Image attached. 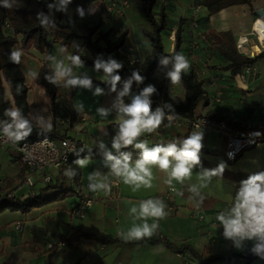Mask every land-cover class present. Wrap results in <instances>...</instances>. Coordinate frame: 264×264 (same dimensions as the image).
I'll return each instance as SVG.
<instances>
[{
	"label": "crops",
	"instance_id": "0c3cea01",
	"mask_svg": "<svg viewBox=\"0 0 264 264\" xmlns=\"http://www.w3.org/2000/svg\"><path fill=\"white\" fill-rule=\"evenodd\" d=\"M123 1L126 0L116 2ZM200 1L155 0V5L158 6L157 16L161 8L167 15V25L161 33L164 51L166 54L173 51L174 35L179 27L182 43L180 53L188 58L190 71L201 80L205 91L204 100L195 109L196 115L203 114L211 118L228 120L231 126L232 124L239 126V129L255 127L256 124L264 121V57L252 64L255 68L254 74L249 75L247 80L242 82L237 76L239 73L233 75L231 70L225 68L228 60L221 56V49L224 48L221 33L229 31L235 45L238 43V38H247V43L239 50L236 48L238 53L253 57L264 51V22L259 20L255 13V10L264 8V0H251V6L237 4L225 7L212 15L207 14ZM107 2L109 0H104L106 20L101 30L105 31L113 27L117 35L124 29L127 30L123 51L132 50L139 59L143 60L150 53L151 47L143 31L148 29L144 24L142 26V22L139 23L140 21L147 23L141 2L127 0L129 4L125 8L124 17L106 12ZM170 19L173 20L172 31L164 44V32ZM194 20H196L195 28L192 24ZM14 46L18 48L17 45ZM58 48L59 45L54 44L44 53L30 48L24 53L20 64L23 75L29 68L39 71L42 62L49 64L45 57L48 54L55 55ZM68 48L70 51L73 49L72 46ZM81 71H86L95 81H101L100 77L103 76V73L94 71L88 65H85ZM167 71L168 69L162 68L155 73L163 80ZM26 84L27 102L40 111H45L43 117L52 124V128L55 120V129L51 130L55 133L53 138L58 139L61 136L60 129H64L56 121L57 117L69 125L66 129L68 135H74L77 131L79 133L77 137L82 141H85L88 135L103 134L101 129H106L112 136L115 134L113 128L115 114L113 113L106 120L96 114L98 107H110L115 93L94 96L88 90L69 91L57 88V110L52 112L47 91L35 85L32 80H26ZM179 85H171L170 81L167 83L164 80L168 96L182 98L184 90ZM104 89L107 93L108 87ZM132 91L139 92L136 89ZM4 93L6 99L12 103L7 86L4 87ZM217 93L221 98L219 102L213 99ZM128 99L125 98L126 102ZM80 102L85 108L83 112L78 113L74 105ZM85 113L90 119L82 121L79 117ZM73 114L77 115L75 120L71 119ZM185 131L187 130L172 126L160 128L152 134H145L142 139H147L151 145L157 140H177L178 135L181 137ZM202 131L204 147L201 152V166L194 169L191 181H186L183 185L173 181L170 186L165 182L166 175L153 169L156 177L152 182L153 187L141 188L134 192L131 187L110 177V181H116L117 185L111 187V192L108 194L97 192L91 204L82 208L80 214H74L80 199L75 190L80 188L84 193L87 192L85 185L89 182L87 177L90 172L97 169L104 173L108 171L104 167V159H90L88 167L83 169L76 165L80 175L78 180L76 177L73 179L66 177L65 169L50 171L53 177L50 186L63 181V187L74 192L61 199L33 207L27 212L9 209L1 211L0 264H183L182 259L175 254V250L181 247L191 249L196 255L198 264H264V259L259 257L245 263V259L239 254L250 252L252 242H245L243 249H236L230 240L224 238L223 228L218 226L216 220V215L228 207L229 193L235 195L242 181L234 179L232 174L251 175L264 171V141L244 150L235 160L227 161L223 155L225 141L215 134ZM190 133L188 132V135ZM87 145L92 147L89 142ZM107 145L111 147L110 143ZM221 161L227 165L222 177L214 178L209 187L202 190V200L201 197L193 196L188 191V185L197 182L195 173L201 171V168H215ZM22 170L23 165L17 155L8 150H0V179L2 181L5 178L15 179V183L8 190L21 201L29 196L28 189L19 187ZM22 189L24 192L18 195V190ZM41 189H44L41 183L33 187L35 193H39ZM148 198H159L167 205L168 215L159 221V229L153 236L156 241L151 239L125 241L120 237L119 232L126 231L133 223L128 210L138 205L139 201ZM192 211L204 212L205 217L203 220H197L191 216ZM151 222L149 220V223ZM62 240L65 241V246L58 249L57 243ZM215 257L219 259L208 262Z\"/></svg>",
	"mask_w": 264,
	"mask_h": 264
},
{
	"label": "clouds",
	"instance_id": "9594fccd",
	"mask_svg": "<svg viewBox=\"0 0 264 264\" xmlns=\"http://www.w3.org/2000/svg\"><path fill=\"white\" fill-rule=\"evenodd\" d=\"M71 3L72 0H51V2L46 0L47 12H39L36 16L39 25L45 30L54 29L55 13L67 14ZM16 6L17 0H0V7L12 9ZM75 11L80 19H84L87 15H94L98 8L89 6L85 10L78 6ZM73 48L75 51H70L66 45H60L55 55L48 54L45 57L49 62L50 72L44 76V79L59 89L69 91L83 89L91 91L94 96L116 94L110 107L96 109V114L103 120L115 114L113 127L115 134L112 136L110 148L102 138L96 142L104 157V167L108 171L104 173L97 169L89 173L87 177L89 191L110 193L112 186L110 177L131 187L134 192L141 188L150 189L156 178L153 169L164 173L167 177L165 182L170 186L173 181L181 185L191 181L194 169L201 166V152L204 147V133L201 128L192 131L183 139L149 146L148 140L142 139L145 134H152L162 126L171 127L178 118L173 104L163 103L153 109L151 97L157 93L154 85L148 84L136 93L132 91L133 84L139 87L145 80L138 69L132 71L128 78L122 79L119 75V71L124 67L122 62L112 56L107 59L98 56L94 60V71L103 72L100 79L108 87L106 93L104 88L94 85L86 71H81L85 67V61L80 55L79 45L74 44ZM23 56L24 50L13 46L8 59L20 65ZM158 66L168 69L166 77L171 85L181 83L183 75L187 74L191 67L188 58L179 52L161 55ZM78 69L80 71H76ZM24 76L25 80L32 81L40 78L39 71L31 68L24 71ZM118 85L122 87L118 88ZM20 91L21 88L18 86L17 92ZM126 97L129 98L127 102ZM74 108L81 113L85 105L80 102L74 105ZM4 116L6 119H0V134L13 144L25 141L33 133V120L26 117L19 107L11 106L5 109ZM33 119L42 133L51 132L52 124L43 116ZM101 132L103 136L108 135L106 129H101ZM129 148L138 151L137 158L133 159L132 151L126 150ZM90 162L89 157L74 161L81 169L88 167ZM226 167V163L221 161L215 168H201V171L195 173L197 182L190 183L188 191L195 197H201L202 200V190L208 188L214 178L222 177ZM64 175L73 179L77 171L69 167ZM179 194L183 195V193ZM166 208L165 202L159 198L139 201L138 205L128 210L133 223L126 231L119 232L120 237L125 241L151 239L159 229V221L168 215ZM149 220L152 222L149 223ZM216 220L218 226L223 228L224 238L230 240L236 249H243L245 242L251 241L250 252L264 259V171L251 174L247 179L242 180L235 195L229 193L228 207L216 215Z\"/></svg>",
	"mask_w": 264,
	"mask_h": 264
},
{
	"label": "trees",
	"instance_id": "16d2710c",
	"mask_svg": "<svg viewBox=\"0 0 264 264\" xmlns=\"http://www.w3.org/2000/svg\"><path fill=\"white\" fill-rule=\"evenodd\" d=\"M141 2V9L143 16L148 23L149 29L143 30L147 41L151 47L150 53L143 58L140 63L132 62L127 56L126 52H120L123 49L125 38L128 31L124 29L123 32L117 35L116 29L110 27L105 31L101 30L106 18L104 17L105 6L104 0H72L69 5L67 14L55 13L54 19L56 27L54 29L45 30L39 25L36 19L37 13L47 12L46 0H17V6L12 9H6L0 7V119H6L4 116L5 109L16 106L19 107L24 115L33 120V133L25 140H35L44 135L54 136L55 133L47 132L42 133L41 129L37 126L34 117L43 116L45 111H40L34 105L27 102V84L24 78L20 65L14 64L9 61V53L14 45L24 50V53L28 52L30 48L35 49L37 52L44 53L54 45H66L72 46L74 44L79 45L80 55L85 61V65H88L94 69V60L98 56L107 59L109 56L119 60L123 63L124 67L119 71L122 79L128 78L132 71L139 70L141 75L145 77L144 83L139 85L145 87L148 84H152L156 87L157 93L154 94L151 99L153 101V109L158 104L171 103L173 104L176 113L181 117L194 118L196 116L195 109L198 104L204 99V88L201 80H199L193 71H188L184 74L180 86L183 87L184 95L182 98L177 96H168L166 86H164L163 80L160 79L155 71L162 69L158 66L159 57L161 55H172L174 53H180L181 47V29L178 27L175 32V45L171 53L166 54L164 51V45L162 44V31H164L167 25V15L164 13V9L161 8L158 13V18L154 15L155 0H135ZM51 2V0H47ZM237 4H247L251 6V0H201L200 5L205 7L207 14H215L225 7L234 6ZM81 6L87 10L89 6L98 8V11L94 15H87L84 19H80L76 14L75 9ZM71 17V22H69ZM258 20V19H256ZM221 38L224 41V48L221 49V56L228 60V64L225 68L231 70L233 75L240 73L241 68L246 65H252L257 59L264 57V51H261L253 57L238 53L236 50L235 41L229 31L221 33ZM72 51H75L73 48ZM50 72L49 64L42 62L39 69L40 78L34 81L35 85L43 88L47 91L50 99L51 111L56 112L57 105V87L49 84L44 76ZM103 73L102 71H100ZM95 85L102 88H107V85L102 81L93 80ZM7 86L9 93H11L12 103L6 99L4 93V87ZM21 88V91L17 92V87ZM120 85H118V88ZM139 91L135 84L133 88ZM72 120L76 119V115L71 116ZM55 120L53 121V128L55 129ZM235 128L239 126L233 125ZM244 128V127H243ZM188 135V131H185L180 137L178 135L177 140L183 139ZM173 141V140H172ZM169 141H153L151 143H167ZM111 144V142H110ZM109 146V145H107ZM76 149L70 156L69 161L74 169H77L74 161L78 158L89 157L90 159L101 160L104 159L102 152L94 147L83 148L80 142H77ZM83 149V151H80ZM132 151L133 159L137 158L138 151L131 148L126 149ZM79 152V155H77ZM76 180L79 179L78 170ZM23 172V170H22ZM21 172V177H22ZM249 175L232 174V177L236 180L247 179ZM15 183V179L5 178L3 181L0 179V212L4 209L13 211L27 212L33 207L41 206L49 201L61 199L63 197L71 195L74 191L63 187V181L58 182L55 186H46L41 189L39 193L32 192L29 196L21 201L11 195V191L8 189ZM151 241H156L154 237ZM170 246V244H168ZM188 249V248H187ZM192 255L196 257L191 249H188ZM240 257L245 259V263H248L252 259L258 256L253 255L251 252L239 254ZM219 259L218 257L208 260L214 261Z\"/></svg>",
	"mask_w": 264,
	"mask_h": 264
},
{
	"label": "built area",
	"instance_id": "2783aa9c",
	"mask_svg": "<svg viewBox=\"0 0 264 264\" xmlns=\"http://www.w3.org/2000/svg\"><path fill=\"white\" fill-rule=\"evenodd\" d=\"M127 4L123 2L111 1L106 7V12L124 17L125 8ZM199 8V6H197ZM193 27H196V20L193 21ZM253 33V32H252ZM247 38L240 39L238 38V43L236 48L242 47L247 43ZM120 52L127 54L132 62L140 63L142 59L134 53V51H123L120 49ZM242 70L237 75L238 78L245 82L249 75L254 74L255 68L253 65H246L241 68ZM137 87V86H136ZM139 91L143 87H137ZM215 101H220V94L217 93L214 98ZM77 117V115H76ZM90 116L85 113L80 115L82 121H86ZM64 129H60L61 136L58 139L53 138L49 135H44V137L30 140L22 141L18 144H13L8 141L6 137L0 134V150H8L13 152L18 156L19 162L23 165L22 180L20 185H24L28 188L29 194L34 192L33 187L41 183L43 187L50 186L53 181V177L50 175V171L59 170V169H68L71 167L69 158L76 149L77 142H80L81 147L87 148L90 143V146L99 149L96 146V142L102 138L105 144H109L112 139V134L108 132L107 136L100 135H88L85 141L80 140L77 135V131L73 135H68L66 129L69 128V125L59 117L55 118ZM172 127L177 129H186L188 132H192L201 128L202 130L215 134L218 138L225 141V148L223 155L227 161L235 160L244 150L256 146L259 142L264 141V121L256 124L252 128H235L231 126L228 120L211 118L209 115L199 114L194 118L190 117H181L178 115V118L173 122ZM166 128L164 126L161 129ZM259 133L260 135H257ZM72 168V167H71ZM89 183V182H88ZM111 187L116 186L117 182L112 180ZM87 192H83L82 189L77 188L75 193L79 196V205L75 208L74 214H80L82 208L88 207L93 201L94 197L97 195L89 191L88 184L85 185ZM14 196L13 192L11 193ZM1 199V198H0ZM191 216L197 220H203L205 217L204 212L192 211ZM20 228V227H19ZM65 246V241H60L57 243L58 249H62ZM49 247L54 248L52 245ZM175 254L179 256L183 264H198L194 255L189 252L187 248L181 247L175 250Z\"/></svg>",
	"mask_w": 264,
	"mask_h": 264
},
{
	"label": "rangeland",
	"instance_id": "374dc122",
	"mask_svg": "<svg viewBox=\"0 0 264 264\" xmlns=\"http://www.w3.org/2000/svg\"><path fill=\"white\" fill-rule=\"evenodd\" d=\"M111 1H118V0H109V2H111ZM109 2H107V3H109ZM125 3L128 5L129 3L127 2V0L125 1ZM157 10H158V6L157 5H155L154 6V8H153V11H154V13H155V16L156 17H158L157 16ZM141 22H142V26H143V24L145 25V27L147 28V29H149V26H148V24L147 23H144V21H140L139 23L141 24ZM173 24V20H171L170 19V21H169V25L167 26V28H166V31L164 32V37H163V42H164V44L166 43V39H167V37H169V35L171 34V31H172V29H171V25ZM164 50H165V48H164ZM165 77H164V79H163V83H164V80L167 82V83H169V79L166 77V75H164ZM179 85V84H178ZM180 86V85H179ZM179 90V89H178ZM180 91V90H179ZM21 188H24V189H28L26 186H24V185H21L20 186ZM38 187V186H37ZM19 189V188H18ZM24 192V190L22 189V190H18V195H21L22 193Z\"/></svg>",
	"mask_w": 264,
	"mask_h": 264
},
{
	"label": "water",
	"instance_id": "95a60500",
	"mask_svg": "<svg viewBox=\"0 0 264 264\" xmlns=\"http://www.w3.org/2000/svg\"><path fill=\"white\" fill-rule=\"evenodd\" d=\"M255 13L258 18H260L261 20H264V8L255 10Z\"/></svg>",
	"mask_w": 264,
	"mask_h": 264
},
{
	"label": "bare ground",
	"instance_id": "6f19581e",
	"mask_svg": "<svg viewBox=\"0 0 264 264\" xmlns=\"http://www.w3.org/2000/svg\"><path fill=\"white\" fill-rule=\"evenodd\" d=\"M259 20H261V19H259ZM262 22H264V20H261ZM256 27V26H255Z\"/></svg>",
	"mask_w": 264,
	"mask_h": 264
}]
</instances>
